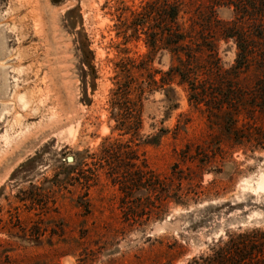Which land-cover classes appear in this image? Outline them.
I'll use <instances>...</instances> for the list:
<instances>
[{
  "label": "rangeland",
  "instance_id": "1",
  "mask_svg": "<svg viewBox=\"0 0 264 264\" xmlns=\"http://www.w3.org/2000/svg\"><path fill=\"white\" fill-rule=\"evenodd\" d=\"M56 1L0 0V264H202L230 238L264 251V118L245 129L260 144L237 146L226 118L191 102L187 85L156 89L144 102L139 154L172 199L152 207V195L124 197L88 155L119 138L109 112L116 65L148 53L144 35L119 28L149 0ZM228 2L183 0L180 15L185 26L200 17L198 29L219 39L224 69L238 47L220 28H252ZM171 63L163 51L152 67ZM157 133L156 145L145 142ZM250 252L247 264H264Z\"/></svg>",
  "mask_w": 264,
  "mask_h": 264
},
{
  "label": "trees",
  "instance_id": "2",
  "mask_svg": "<svg viewBox=\"0 0 264 264\" xmlns=\"http://www.w3.org/2000/svg\"><path fill=\"white\" fill-rule=\"evenodd\" d=\"M228 4L234 5L236 13L243 15L252 27L243 35L232 33L226 25L220 28L221 37L235 39L238 47L235 63L228 69L221 65L219 39L206 37L205 32L198 29L200 25L195 19L200 17H192L189 26L180 22L183 0H149L140 10L131 12L130 20L121 21L119 30L123 34L131 32L129 37L137 40L141 35L145 36L148 53L140 61L126 58L117 63L109 112L115 123L112 131H118L119 138L105 139L100 153L88 157L99 168H108L109 177L124 197L138 193L150 198L152 195V207L163 206L165 201L172 199L168 185L139 154L144 102L158 88L170 86L169 91L174 92L171 87L174 82L187 85L191 102L204 104L226 118L224 128L237 146H243L246 140L260 144L259 139L245 134L248 128H253L258 117L264 118V0H230ZM163 51L169 53L172 60L166 72L152 67L155 56ZM89 66L95 79V68L90 63ZM83 73L86 76V72ZM158 74H161L159 80L156 79ZM241 117L244 123L239 128ZM164 131L161 129L160 132ZM124 137L128 138L124 140ZM159 137V133L149 135L145 142L156 145ZM84 160L82 155L75 164L67 165L66 174L78 172ZM174 175L179 181L183 179L178 177L175 169ZM93 176L97 174L93 173ZM91 178L85 176L82 184L90 185ZM252 246L247 241L236 245L230 238L224 247L214 249L213 255L202 258V264H238L239 261L247 264L253 255L251 249L261 256L264 254L262 249Z\"/></svg>",
  "mask_w": 264,
  "mask_h": 264
},
{
  "label": "water",
  "instance_id": "3",
  "mask_svg": "<svg viewBox=\"0 0 264 264\" xmlns=\"http://www.w3.org/2000/svg\"><path fill=\"white\" fill-rule=\"evenodd\" d=\"M67 161H68L69 163H73V162H74V158H73L72 156H69V157L67 158Z\"/></svg>",
  "mask_w": 264,
  "mask_h": 264
},
{
  "label": "bare ground",
  "instance_id": "4",
  "mask_svg": "<svg viewBox=\"0 0 264 264\" xmlns=\"http://www.w3.org/2000/svg\"><path fill=\"white\" fill-rule=\"evenodd\" d=\"M260 189H264V180H262V183L259 185Z\"/></svg>",
  "mask_w": 264,
  "mask_h": 264
}]
</instances>
